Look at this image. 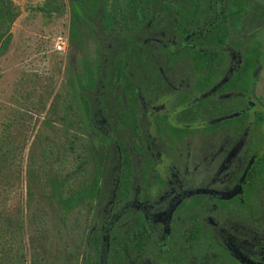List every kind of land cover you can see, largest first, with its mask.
<instances>
[{"label": "trees", "instance_id": "obj_1", "mask_svg": "<svg viewBox=\"0 0 264 264\" xmlns=\"http://www.w3.org/2000/svg\"><path fill=\"white\" fill-rule=\"evenodd\" d=\"M68 1L70 26L76 19L90 25L91 31L87 47L78 43V68L65 66L64 78L52 94L49 86L26 111L16 108L0 119V264H131L148 255L144 247L148 229L140 227L136 217L129 218L124 235L110 221H115L111 218L115 212L122 221L128 209L120 211L130 193L129 176L112 169L124 159L115 134L123 121L134 127L132 89L134 81L150 70L151 46L144 30L154 7L179 8L178 14L167 18L175 25L177 43L172 48L188 55L194 68L212 73L230 31L229 21L234 23L236 45L247 41L242 53L246 62L231 79L236 89L246 90L252 121L261 127L263 137L261 152L247 168V185L252 196L264 188V0ZM212 5L225 6L231 13L224 15V25L211 20L210 14H200ZM24 8L49 17L53 11L61 13L63 2L41 0ZM20 11L15 0H0V57ZM191 31L187 44L190 40L194 44H182L181 37ZM116 77L127 100L125 108L119 106V98L110 97L120 85ZM32 113L41 118L22 170L19 153L25 141H19L16 131L23 130L21 122L29 121ZM100 117L108 125L107 131L102 128L105 132L100 130ZM21 174L22 198L20 192L13 196ZM12 197L13 203H8Z\"/></svg>", "mask_w": 264, "mask_h": 264}, {"label": "rangeland", "instance_id": "obj_2", "mask_svg": "<svg viewBox=\"0 0 264 264\" xmlns=\"http://www.w3.org/2000/svg\"><path fill=\"white\" fill-rule=\"evenodd\" d=\"M40 1L41 0H15V2L21 6V11L12 24L8 46L0 57V119L4 114L9 117L10 111L16 108L21 110L25 109L24 111H26L31 105L30 103L37 99L39 93H42L43 90L49 86L51 87L52 94L53 90L57 88L59 81L64 78L65 66L68 65V70L69 68H78V61L80 60L79 49L77 43L70 42L71 32L70 29H68L71 12L68 3L69 1L61 0L63 2L61 13L58 14L53 11L49 17H46L38 10H31L28 12L25 10L24 4L32 5L40 3ZM88 16L90 18L89 13ZM236 35L235 38L237 39ZM59 38L64 39V46L62 50L58 51L55 49L54 45L55 40ZM232 44L235 46L236 57L242 56V53L247 48V41L244 46H238L235 42ZM85 47H87L86 44H84V48ZM162 90L165 92V85L162 86ZM27 91H30V95L25 97L27 96ZM196 93V91H193L190 94V91L184 90L183 86L179 88L180 98L182 99L181 102L179 99L178 104L181 103L182 106H180V108L182 109H180L177 114L183 119L180 121L181 125H179V128L182 126L180 132L184 133L181 139L177 142L183 143L177 145V149L166 150L163 154L164 158H167L164 165L171 162L170 166H172L174 174H177L175 177L180 179V189H182L183 194L186 192V194L182 196V202H188V205H194L197 199L204 197L214 200L211 189L228 187L234 178L240 175L243 167L248 165L250 161L261 152V142L263 140L262 134L259 132L260 126L255 125L252 121V106H250L248 99L247 125L244 124V127H241L240 125H237L235 121L239 119V124H241L244 120L243 110L236 109L242 103V101H238L239 95L237 92H234L231 95L230 100L227 99L230 95L228 97H218L217 94L211 92ZM174 98L176 97L172 96L171 101H174ZM178 104L175 107H178ZM189 107H193V109L196 107L198 109H200V107H206L207 111L205 113H207V117H201L198 109L194 113ZM220 108H225L229 112L222 113ZM212 111H215L214 115L210 114ZM177 114L171 112V117L175 122H177ZM209 114L211 115L210 117H208ZM40 118L41 115L32 113L29 121L25 118L21 122L24 125L23 130L16 131L19 141H25L22 150L19 153V162L22 170L24 168L29 144L34 131L37 129ZM246 126L247 137L243 138L241 135H243ZM234 134L237 136L234 137ZM224 135H230L232 138L218 141L219 138ZM173 139L176 140L177 138ZM210 139L216 140L213 141ZM186 143L188 147L186 146ZM241 143L243 146L240 148L239 153H235L237 146ZM234 147L236 148L234 149ZM174 157L176 159L175 161L173 159ZM189 157H193L194 160L189 162ZM196 158H200L201 161L197 166H193ZM151 182L153 187L156 185V182H159L158 174H152V177L150 174L148 179L144 178L140 181L137 187L139 191L136 193L138 199L143 194L148 193L147 188ZM163 182L166 183L164 179ZM14 186L16 190L15 193H13V196H16V193L20 192L22 198L25 190L22 174L19 183L15 182ZM209 187L210 190L208 189ZM152 197L155 198V194H152ZM242 197L244 200L238 204L235 203L234 200L222 199L221 201H217L219 204H226L223 212H219H222V214H226L225 212L228 210L232 212V216L221 217L220 224L228 228V225L224 223V220L230 221L236 220L237 218L245 221L250 220L244 224L237 223L239 225L238 227H242L245 224L249 225L255 228V233L252 236L246 237L242 235V232H233L230 227L228 228L229 231L226 230V234L234 238L230 241L223 237L220 238L217 235L219 233L213 228L209 230L207 229L208 234H206V237L200 242L202 250L199 254L197 253V249L194 250V253H189L186 257L188 263L192 262L193 259L197 264H262L258 260L254 261L247 259V252H256L257 254L263 251L262 245H264V240L255 234L257 232L256 229L260 228L263 229L260 232H263L264 237V203L261 202V198L264 199V188L262 187V190L259 191V197L257 195L248 197L247 192L245 191H243ZM230 201L233 202L230 205H227ZM101 202L102 205H104L103 200ZM243 202L245 206L243 205ZM8 203H13V197L8 200ZM131 203L134 204L133 202ZM127 207V212L123 214V218L126 216L127 219H133L137 217L138 214L144 216V214L139 213L141 210H136L135 206ZM145 207L147 216L160 209L168 210V212L173 213V215L177 213L181 215L185 214L181 211L183 207H180V209H173L172 211L171 205L164 206L163 203L160 204L156 201L151 205H145ZM245 208L247 209V214L244 213ZM192 209L194 214L187 215L186 218L192 215V217H189L191 220L200 221L205 213L202 212L200 206L198 209L197 205L195 207L193 206ZM216 212L217 209H215L212 214L215 215ZM112 215L113 217L111 218H114L115 221L110 219L112 220L110 222L114 223L113 226L116 229L119 226L116 232L126 233L124 226L127 225V222H125V224L121 223V221L119 222L117 217L119 215L118 212H115ZM216 219L217 221L220 220L219 217ZM172 221L173 219L168 222V224H171ZM197 221L196 224H200L202 220L199 223H197ZM232 223L236 224V222ZM148 225L154 230L158 228V224L157 222H154V220H151V223L146 224V226ZM93 226H95V222H93ZM156 241H162L161 243H156V247L159 244H165L161 234L160 236H157ZM251 243H253V248L249 247ZM157 248L162 249L161 253H164V245L158 246ZM189 251L190 249L188 252ZM154 253L158 254L156 251L152 252V256L147 255L143 257L140 263L169 264L167 256H164V254H158L160 256H156ZM263 258L264 255L261 259Z\"/></svg>", "mask_w": 264, "mask_h": 264}, {"label": "flooded vegetation", "instance_id": "obj_3", "mask_svg": "<svg viewBox=\"0 0 264 264\" xmlns=\"http://www.w3.org/2000/svg\"><path fill=\"white\" fill-rule=\"evenodd\" d=\"M202 8L203 6H201L200 9ZM178 9L179 8L174 6L154 7L152 12L150 13L151 19L145 23L146 29L144 30V33H146L147 42L151 46L150 53L148 55V59L150 60V70L146 72V77H139L136 81H134V87L132 89L131 96V104L133 107V118L131 120L134 127L131 128L128 124L123 125L124 121L119 125V132L115 134V140L119 141V145L122 149V157L124 159L119 168L113 167L112 169H117L125 176H129L130 193L128 198L121 202L120 211L122 212L123 208L127 206H135L136 210H141V212L139 211V213L144 214L145 217L138 214L136 219L138 220V225L140 227H146L148 229V234L144 237V247L145 249H147L148 255L152 256V252L156 251L160 255L164 254V256H167L169 264H197L193 261V259L192 262L188 263L186 257L189 253H194L195 249H197L198 254L200 253V251L202 250V245L200 244V242L203 238L206 237V234H208L207 229L209 230L213 228L216 232L219 233L217 235L220 238L223 237L224 239L230 241H232L233 237L226 234V230L229 231L228 228L230 227L233 232H242V235L246 237L252 236L255 233V228L249 225L245 224L242 227H238L239 225L237 223L244 224L246 222H249L250 220L245 221L240 218L230 221L224 220V223L228 225V228L222 226L220 224L221 217L232 216V212L228 210L225 212L226 214H222L224 206H226V204L224 205L222 203H217V201H221L222 199L234 200V202L237 204L239 202L241 203L244 200L242 197L243 191L247 192L248 197L252 196V192H250V188L247 185V168L254 158L248 165H245L243 167L240 175L236 176V178H234V180L228 187L221 189H211L214 200L204 197L201 199H197L194 205H188V202H182V196H184L186 192H184V194L182 193V189H180L179 183L180 179H177L175 177V175L177 174H174L172 166H170L171 162H168L166 165H164L165 161H167V158H164L163 155L164 151L177 149V145L183 143L177 142L181 139L184 133L180 132L182 126L179 128V125H181L180 121L183 119L177 114V112L182 109L180 108V106H182L181 103L178 104L179 99L180 102L182 99L180 98L181 96L179 94V88L183 86L184 90L190 91V94L193 91H196L197 93L211 92L217 94L218 97H228L230 95L227 98L228 100H230V97L234 92H237V94L239 95L238 101H242V103L236 109L243 110L244 120L241 124H239V119L235 121L236 124L240 125L241 127H244V124L247 125L248 107L246 90L236 89V87L234 86L235 80L234 78L231 79L235 71L240 69L246 62L243 55L240 57H236L235 55V46L234 44H232L234 42L233 21L231 20V22L229 21L227 23L228 29L230 31L226 35L224 42L219 47L222 52L219 56L217 55L214 61L212 73H208L207 70H204L201 67L194 68L193 63L190 62L191 60L188 58V55L176 54L175 48H172V46L176 45L177 43L176 41L174 42L175 32L173 31L175 30V27H172L175 25L169 22L167 18H172V15L175 16L176 14H178ZM226 9L227 8L222 5H212L207 8L208 12H201L200 14H210V18H212L211 20L216 19V22L220 26H222L224 25V15L227 13L226 15L230 16L231 14L230 12H226ZM221 21H223L222 25ZM68 24V29L72 31L73 35L71 43H77V46H79L78 43L86 45H89L91 43V31L89 29L90 27H87L88 25L86 23H79L75 19L72 27L70 26L69 22ZM203 24L204 23L201 22L200 26L203 27ZM230 27L232 30L230 29ZM193 32L194 31L185 33L181 37L182 44L184 43L190 46L194 44L193 40H190L189 44H187L188 37L190 36V34H193ZM205 77H208V79H206ZM118 82L120 83L121 80L116 77V83ZM204 83H206L205 86ZM116 85V94L111 95L110 97L119 98V106L121 108H125L124 106L127 103V100L124 96L123 89L119 88L121 86V83L120 85ZM163 85H165V92L162 90ZM172 96L176 97L174 98V101H171ZM177 104L179 106L175 107L177 106ZM106 106L108 105L106 104ZM197 107L195 109H193V107L189 108L190 110H192V112L195 113L198 109ZM206 111V107H200V109H198L201 117L205 118L207 117V113H205ZM220 111H222V113L229 112L225 108H220ZM171 112L177 114V122L172 119ZM214 113L215 111L210 112V114L212 115H214ZM210 114L208 117L211 116ZM99 119L101 121L100 130L104 131V129L102 130V128L105 127V131H107L108 125L105 124L106 121L102 124L104 118L100 117ZM244 130L245 131L241 136L243 138H246L247 126ZM235 136L237 135L234 134V137ZM173 138L177 139L175 140ZM228 138L232 137L230 135H224L220 137L218 141L227 140ZM210 140L215 141L216 139ZM186 146L188 147L187 143ZM242 146V143L238 145L235 153H239V150ZM235 148L236 147H234V149ZM173 159L174 161L176 160L175 157ZM193 160V157H189V162H192ZM200 161V158H196L193 166H197ZM150 174L151 177L152 174H158L159 182H156V185L154 187L152 186L151 182V184L147 188L148 193L143 194L138 199L136 197V193L137 191H139L137 187L140 181H142L144 178L148 179ZM163 179L167 184L163 182ZM208 189L210 190V187ZM152 194H155V198L152 197ZM257 196L259 197V192ZM154 201L160 204L163 203L164 206L171 205L172 211L173 209H180V207H183L181 211L185 214H182L184 216L178 213L173 215V213H169L168 210L160 209L159 211H156L151 215L148 213L149 216H147L145 205H151ZM131 202H133L134 204H132ZM232 202L233 201H230V203L227 205H230ZM261 202L264 203L263 198H261ZM196 205L198 206V209L200 206L202 212L205 213V215L201 219L202 221L200 220L201 222L196 220L197 223L200 222V224H196V221L189 218L192 217V215L186 218L187 215L194 214L192 208ZM243 205L245 206L244 202ZM215 209H217V212L214 215L212 213ZM246 212L247 209L245 208L244 213L247 214ZM217 217H219L220 220L217 221ZM122 219L123 220L121 221V223H125L129 220V218L127 219L126 216ZM172 219V223L168 224V222H170ZM151 220H154V222H157L158 224V228H156L155 230L150 225L146 226L147 223H151ZM232 222H236V224ZM256 230L257 232L255 235L261 237V239L264 240L263 232H260L263 229L257 228ZM140 232L141 231L139 230L138 234H141ZM160 234L163 236L165 244L162 243L158 246H165L164 253H161L162 249L157 248L158 246L156 247V243L162 242L156 241L157 236H160ZM207 236L210 237L209 235ZM252 246L253 243L249 245V247ZM262 248L263 251L257 254L256 252H247V259H251L254 261L258 260L259 262L264 264V258L261 259V257H263L264 255V245H262ZM189 249L190 251L188 252ZM122 250L123 252L125 251L124 254L126 255L127 250H125V248H122ZM158 254L154 253V255L160 256ZM141 261L142 260H139L138 262L132 261L131 264H141ZM128 262L130 261L128 260Z\"/></svg>", "mask_w": 264, "mask_h": 264}, {"label": "built area", "instance_id": "obj_4", "mask_svg": "<svg viewBox=\"0 0 264 264\" xmlns=\"http://www.w3.org/2000/svg\"><path fill=\"white\" fill-rule=\"evenodd\" d=\"M63 46H64V39L63 38H61V39L59 38V39L55 40L54 47L56 50H58V51L62 50Z\"/></svg>", "mask_w": 264, "mask_h": 264}]
</instances>
